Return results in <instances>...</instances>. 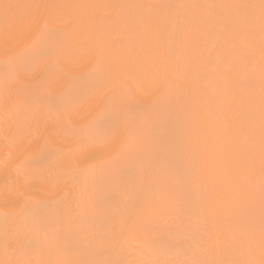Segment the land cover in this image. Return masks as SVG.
<instances>
[{"label":"bare ground","instance_id":"1","mask_svg":"<svg viewBox=\"0 0 264 264\" xmlns=\"http://www.w3.org/2000/svg\"><path fill=\"white\" fill-rule=\"evenodd\" d=\"M0 264H264V0H0Z\"/></svg>","mask_w":264,"mask_h":264}]
</instances>
